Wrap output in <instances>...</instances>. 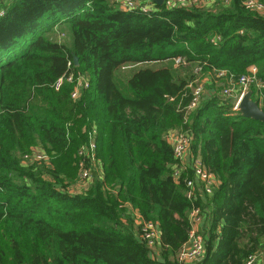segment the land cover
<instances>
[{"label": "trees", "instance_id": "obj_1", "mask_svg": "<svg viewBox=\"0 0 264 264\" xmlns=\"http://www.w3.org/2000/svg\"><path fill=\"white\" fill-rule=\"evenodd\" d=\"M242 1L143 13L115 0H0V264H179L192 206L204 214L205 255L191 264H243L263 249L264 122L233 111L214 86L225 81L217 70L239 76L252 65L264 84V13ZM59 21L71 45L50 38ZM176 56L186 63L174 66ZM196 66L214 88L187 112ZM70 73L88 79L75 99L74 82L53 86ZM251 90L264 102V87ZM177 128L218 179L193 202V171L173 176L166 135ZM92 129L95 162L78 154ZM35 151L47 158L24 157ZM77 168L85 190L69 192ZM135 212L159 229L157 257Z\"/></svg>", "mask_w": 264, "mask_h": 264}, {"label": "built area", "instance_id": "obj_2", "mask_svg": "<svg viewBox=\"0 0 264 264\" xmlns=\"http://www.w3.org/2000/svg\"><path fill=\"white\" fill-rule=\"evenodd\" d=\"M119 7L123 10H135L143 13H151L157 7V4L152 0H115ZM232 0H163L162 4L170 6H197L200 8L210 9L220 5H228ZM242 5L249 11L256 13H264V0H243ZM5 14V9L0 7V17ZM219 36H215L211 41L216 42ZM174 66L186 63L185 58L182 56H176L173 59ZM256 67L254 65L247 69V73L239 76H234L228 73L226 70H217L216 77L224 79L223 83H219L221 86L220 95L229 99L232 103V110L238 111V103L243 95L251 90V86L255 84L257 88L264 87V84L259 83L256 77ZM194 77L188 84L192 88L193 98L187 105L186 110L192 111L196 109L208 95L205 90V82H200L199 79L204 80L202 67L196 66L194 68ZM70 81L75 83V87L71 92L72 98H78L82 88L88 87V79L84 75H78L74 77L72 73L60 76L56 79L53 86L55 89H59L64 81ZM258 103L260 107H264V102L261 95L257 94ZM264 109V108H263ZM95 135L96 130L92 129L88 132V144H83L78 154L80 156H86L91 161L95 162ZM167 140L171 143L173 149L174 158L177 161V166L173 171L175 179L181 174L182 171L190 169L193 171L192 177L185 176L186 197L193 202L201 195H211L214 188L218 184V179L210 171H207L201 164L200 158L190 153L189 147L192 140V135L183 128H177L171 130L166 135ZM25 158L45 159L46 155L35 151L32 155L26 154ZM80 176L83 178L90 177V169L85 168L84 164L80 163ZM188 219L190 223V230L188 233L187 242L181 247L177 254V260L179 264H191L193 262L201 260L205 255V241L202 233L200 232V224L204 219V214L199 206H192L189 211ZM139 231L142 240L146 242V245L153 249L157 247L159 243V229L155 222L141 221L139 223ZM243 264H264V247L260 251L249 254Z\"/></svg>", "mask_w": 264, "mask_h": 264}, {"label": "rangeland", "instance_id": "obj_3", "mask_svg": "<svg viewBox=\"0 0 264 264\" xmlns=\"http://www.w3.org/2000/svg\"><path fill=\"white\" fill-rule=\"evenodd\" d=\"M49 36H50L51 39L59 41L60 43H64L66 45H70L69 40H72L67 26L64 23H62L61 21L57 22L53 26V29L50 31ZM126 68H128V67H126ZM126 68H123V69L121 68L117 72V74L118 75H123L124 72H128L130 70V69H126ZM199 81L200 82H205V90L207 88H209L208 83H210L211 85H214V83L212 81L207 80L208 81V83H207L206 80H202V76H201V79H199ZM214 86L218 88V91L220 93V89H221L220 84L216 83ZM210 88L213 89L214 87H210ZM75 165H76V163H75ZM77 174H78V168L76 169V176L71 181V184H70L71 186H69L68 189H67L69 192H82V191L85 190L84 185L79 184V181H78V178H77ZM136 226H139V224L137 225V223H136ZM158 250H159L158 247L153 248L152 251L150 252L151 256L152 257H157ZM156 252H157V255L155 254ZM152 253H153V255H152Z\"/></svg>", "mask_w": 264, "mask_h": 264}, {"label": "water", "instance_id": "obj_4", "mask_svg": "<svg viewBox=\"0 0 264 264\" xmlns=\"http://www.w3.org/2000/svg\"><path fill=\"white\" fill-rule=\"evenodd\" d=\"M157 5H162L163 0H152ZM75 64L77 63V56L73 57ZM238 111L244 117H250L264 122V109L260 107L258 101L252 97V90L247 91L238 103Z\"/></svg>", "mask_w": 264, "mask_h": 264}, {"label": "crops", "instance_id": "obj_5", "mask_svg": "<svg viewBox=\"0 0 264 264\" xmlns=\"http://www.w3.org/2000/svg\"><path fill=\"white\" fill-rule=\"evenodd\" d=\"M210 9H213V8H210ZM56 41V40H55ZM59 42V41H58ZM69 42H70V45H71V40H69ZM138 66L139 65H136L135 66V64L134 65H126L125 67H123V68H126V67H128V68H126V69H130V70H132V69H136V68H138ZM203 78H204V80H209V81H211L212 80V77H211V75H209V74H205V76L203 75ZM207 83H208V81H207ZM208 86H209V88L210 87H213L210 83H208ZM135 222L137 223V225L141 222V217H140V215L138 214V213H136L135 212ZM203 221H204V219H203ZM204 226V222L202 223V224H200V226Z\"/></svg>", "mask_w": 264, "mask_h": 264}]
</instances>
